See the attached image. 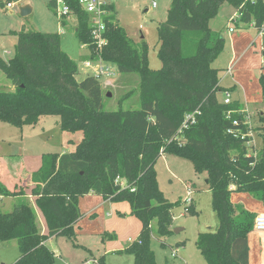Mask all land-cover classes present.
<instances>
[{"label": "trees", "instance_id": "16d2710c", "mask_svg": "<svg viewBox=\"0 0 264 264\" xmlns=\"http://www.w3.org/2000/svg\"><path fill=\"white\" fill-rule=\"evenodd\" d=\"M65 1L78 20V41L89 45L87 60L102 59L121 75L140 77V108L106 110L100 81L92 75L76 80L79 66L62 50L58 33L26 28L13 32L18 38L14 56L9 61L0 57V70L14 92L0 91V121L36 125L43 117L57 116L63 132L82 134L75 151L44 155L33 174L30 195L47 234L40 233L27 200L19 201L11 213L0 212V242L17 241L20 251L14 264H55V253L45 242L77 237L76 227L85 218L80 198L89 194L130 204L132 215L142 222L141 234L118 253L133 256L134 264H158L150 245L151 223L157 219L158 234L169 237V212L181 204L168 203L159 190L155 165L164 154L187 159L198 174L208 175L219 227L198 235L196 246L206 264H249L248 238L257 216L234 205L231 195L247 193L264 206V116L258 128L262 147L256 155L247 145L251 137H244L249 129L243 106L218 99L219 93L234 89L220 87L219 70L213 67L226 40L209 23L225 0H172L166 21L158 27L159 70L150 68L148 44L135 42L121 26L115 5L107 7V44L98 50L90 15L78 0ZM227 1L242 14L243 23L264 24V1ZM51 3L55 9L56 1ZM0 5L5 6L2 0ZM260 81L264 92V76ZM190 115H195L193 120L187 119ZM12 186L0 182V195L29 196L27 185ZM184 245L178 243L177 248Z\"/></svg>", "mask_w": 264, "mask_h": 264}, {"label": "rangeland", "instance_id": "374dc122", "mask_svg": "<svg viewBox=\"0 0 264 264\" xmlns=\"http://www.w3.org/2000/svg\"><path fill=\"white\" fill-rule=\"evenodd\" d=\"M155 1L158 3L155 9L151 0H118L117 8L121 26L135 42L139 43L140 39H144L149 46L150 68L159 70L162 68V62L158 56L160 48L158 27L166 21L172 0ZM2 2L5 4L4 8L0 5V57H3V60L9 61L14 56L18 38L13 32L26 28L43 33H58L61 36L63 50L77 61L79 66L80 74L76 77L77 81L98 71L96 64L92 63L90 67L85 64L91 53L89 48L82 49L75 35V27L78 26L76 17L70 18L73 25L65 28L56 9L52 8L51 0H18L17 3L2 0ZM9 3L13 4V7L7 10ZM27 6L32 9V13L22 17L21 9ZM234 12V8L225 0L210 20L211 30L221 33L226 40L224 50L213 63V67L219 70L221 88L229 90L235 85L238 86V91L235 88L232 90L231 100H241L247 106L246 108L243 106V113L252 135V141L247 145L253 147L257 155L262 147V137L258 128L262 126L260 117L264 116V92L260 81L264 76V56L260 55L259 45L255 47L252 45L254 41L264 44V37H259L254 29L230 33L227 29L228 22ZM232 27L235 28V25ZM109 65L112 67L113 76L100 81L104 88L106 110L139 109L140 77L121 75L115 65ZM13 90L12 82L0 70V91ZM225 94L226 92L218 94L220 102H224ZM81 140V133L63 132L60 118L57 116L43 117L36 125L18 126L0 121V182L7 187L11 186L9 178L14 176L17 184L27 185L28 191L32 190V178L35 173L32 171L41 166L43 156L73 152ZM155 171L159 190L167 202L173 204L181 202L169 212L173 219L170 227L173 234L169 237L163 238L158 234L157 219L151 223L150 245L158 264H206L196 246L198 235L202 232H215L219 227V218L213 210L212 193L207 189L208 175L198 174L192 162L170 154H164L157 161ZM189 191L192 193L190 196ZM81 198L79 202L81 212L85 214L90 211L98 216L84 221L79 228L77 226L76 233L78 231L79 235L75 239L58 237L49 243V249L58 255L55 256V264H87L90 260L96 259L101 264H134L133 256L118 253L122 248L128 247L132 240L136 241L141 234L142 222L132 215L130 204L127 203L129 209L127 212L120 213L119 208L117 212L114 203L109 201L103 203L100 196L92 194ZM23 199L29 201L30 198ZM187 199H192L190 205L187 204ZM15 202L14 198L0 196V212H12ZM189 207L191 209H188ZM38 214L43 219L42 221L40 218V225L43 223V226L46 225L41 213ZM178 229L182 231L177 232ZM111 235H116L117 239L112 240ZM263 237L264 235L259 238ZM260 239L257 240L258 245L260 243L264 246V241ZM178 243L185 245L177 248ZM108 248L111 250L106 253ZM260 249L263 251L262 246ZM173 251L178 252L177 257L172 256ZM19 255L17 241L0 242V264H14Z\"/></svg>", "mask_w": 264, "mask_h": 264}, {"label": "built area", "instance_id": "2783aa9c", "mask_svg": "<svg viewBox=\"0 0 264 264\" xmlns=\"http://www.w3.org/2000/svg\"><path fill=\"white\" fill-rule=\"evenodd\" d=\"M56 1V12L61 19V21H68L71 17H76L72 14V11L70 7L67 5L65 0H55ZM79 4L83 11L87 12L90 15V31L91 36L93 38L94 45L98 50H101L106 44H107V38H106V23H105V17L108 15L107 7L111 5H115V3L118 0H78ZM244 3L250 2L252 5H255L260 0H243ZM264 1V0H262ZM152 7L155 9L158 7V3L155 0H151ZM13 7V4L9 3L7 5V10L11 9ZM242 14L236 13L232 19L231 22H233L234 25L241 23ZM251 26V28L255 29L259 36L264 35V24L261 27H257L255 22H251L248 24ZM234 29H230V32H233ZM81 47L89 48L88 44H81ZM96 64L98 67V71L93 74L96 79L99 81L109 79L113 76L114 73H111V65L105 63L102 59L98 61H91L88 60L85 62L87 67H90L91 65ZM264 64V61H263ZM233 101L231 100V94L230 92H226L225 94V100L224 104L229 105L232 104ZM195 115H190L187 117L188 120H193ZM237 124V122H235ZM247 124V122H246ZM248 126V124H247ZM252 137L250 134V131L248 135H244V137ZM243 137V138H244ZM119 180V179H118ZM189 196L191 195V192L189 191ZM187 204L190 205L192 203V199L186 200ZM254 230L256 232H264V214L258 215L255 219L254 223ZM131 241L130 243H132ZM173 257L176 256V253L172 254ZM87 264H101L99 260H90Z\"/></svg>", "mask_w": 264, "mask_h": 264}, {"label": "crops", "instance_id": "0c3cea01", "mask_svg": "<svg viewBox=\"0 0 264 264\" xmlns=\"http://www.w3.org/2000/svg\"><path fill=\"white\" fill-rule=\"evenodd\" d=\"M115 6H116V9H117V12H118V8H117V2L115 3ZM235 10V9H234ZM236 13H238L237 12V10H235V12H234V14H233V16L236 14ZM232 16V17H233ZM232 17H231V19H232ZM71 18H74V17H71ZM231 19H230V21L228 22V30H229V32H230V29L232 28V29H234V31L233 32H230V33H235V31L236 30H245V29H253V28H251V26L250 25H248V24H245V23H243L242 21H241V23L239 22L238 24H236L235 25V28L234 27H232V25H234L233 24V22H231ZM70 20L68 19V21H65L66 22V26H65V28L67 27V28H69L70 26H72L73 25V23L70 21ZM63 22V21H62ZM230 22L232 23V24H230ZM75 26V25H74ZM64 27V26H63ZM76 28V27H75ZM76 30V29H75ZM255 30V29H254ZM258 33V32H257ZM259 35V34H258ZM259 37H264V35L263 36H259ZM131 38V37H130ZM141 40H144V39H140V41ZM235 42V41H234ZM260 46V55H262V56H264V53H263V47H264V44H261L259 41L258 42H256V41H254L253 42V45L252 46ZM83 49V48H82ZM62 50H63V48H62ZM64 51V50H63ZM65 52V51H64ZM68 54V53H67ZM69 55V54H68ZM70 56V55H69ZM71 57V56H70ZM3 58V57H2ZM72 58V57H71ZM74 60V59H73ZM75 61V60H74ZM264 61V60H263ZM77 62V61H76ZM221 87V86H220ZM233 88H235V89H237V91H238V86L237 85H235ZM231 95L233 94V92L232 93H230ZM247 99V98H246ZM233 100V99H232ZM234 101H236V100H233V102ZM238 102H240V104L242 105V106H244L245 108L247 107L246 106V104L245 103H243L241 100H237ZM247 110V109H246ZM41 166H42V162H41ZM41 166L40 167H38V168H36L37 170H39L40 168H41ZM37 170H33L32 172H36ZM9 174V173H8ZM9 177L11 176V175H8ZM10 180H9V182L11 183V187H12V185H15L16 184V178L14 177V176H11L10 178H9ZM206 184L208 185V183H207V180H206ZM28 194H29V201H30V203H31V205H32V207H33V209L35 210V212H36V215H37V223H38V228H39V231H40V233L41 234H47V229L45 228V226L46 225H44L43 226V224L42 225H40L41 224V221H40V216H39V214L38 213H40L39 211H38V209L36 208V206H35V204H34V198L30 195V191H28L27 192ZM192 194V193H191ZM1 196V195H0ZM88 196H92V194H90V195H88ZM94 196V195H93ZM2 198H6V197H4V196H1ZM28 197H26V198H28ZM11 198H13V197H11ZM23 198H25V197H21V198H14V199H16V202H15V205H14V209H15V206H16V204L19 202V201H21V200H27V199H23ZM82 199V198H81ZM80 199V200H81ZM28 201V200H27ZM104 201V200H103ZM231 201H232V203L234 204V205H237V206H242L244 209H246L247 211H249L250 213H252V214H255L256 216H258V215H261V214H264V206H263V204L261 203V202H259V201H257V200H255L250 194H247V193H232V195H231ZM103 203H109V202H106V201H104ZM110 203H112V202H110ZM113 204V203H112ZM117 204H124V205H117ZM114 206L116 207V209H117V212H118V208H119V212L120 213H124V212H127L129 209H128V207H127V203H114ZM124 207V208H123ZM123 208V209H122ZM13 209V210H14ZM9 213H11V212H9ZM98 215L96 214V213H93V212H90V211H88L87 213H85V218L83 219V220H81V222L79 223V225H78V228L80 227V225H81V223H83L84 221H86V220H92V219H95L96 217H97ZM42 219V218H41ZM42 221H43V219H42ZM182 231V229H180L179 230V232H181ZM79 235V233H78V231H77V236ZM264 234H260V233H257L255 230L251 233V236L248 238V243H249V248H250V254H249V264H264V246L263 245H261L260 243H259V245H258V243H257V240H259L260 238L259 237H261V236H263ZM55 239V237H51V238H49L46 242H45V244H46V246L48 247V245H49V243L52 241V240H54ZM129 240H132L131 238H129ZM132 241H134V240H132ZM260 241H264V237L262 238V239H260ZM2 243H5V242H2ZM254 243V244H253ZM255 245V246H254ZM262 246V250L263 251H261V249H260V247ZM83 247V246H82ZM49 248V247H48ZM84 248H86V247H84ZM87 250H90L89 248H86ZM123 249V248H122ZM121 249V250H122ZM111 249H109L108 248V250L106 251V253H109V251H110ZM178 250V249H177ZM120 251V250H119ZM173 253H176V256L175 257H177L178 256V252H174L173 251ZM55 256H58V255H55ZM19 257H20V255H19Z\"/></svg>", "mask_w": 264, "mask_h": 264}, {"label": "water", "instance_id": "95a60500", "mask_svg": "<svg viewBox=\"0 0 264 264\" xmlns=\"http://www.w3.org/2000/svg\"><path fill=\"white\" fill-rule=\"evenodd\" d=\"M12 1L15 2V3L18 2V0H12ZM31 13H32V9H31L30 7H28V6H27V7H24V8L21 9V15H22V17H27V16H29ZM11 92H14V90L11 91ZM207 183H208V181H207ZM179 230H180V229H178L177 232H179Z\"/></svg>", "mask_w": 264, "mask_h": 264}]
</instances>
